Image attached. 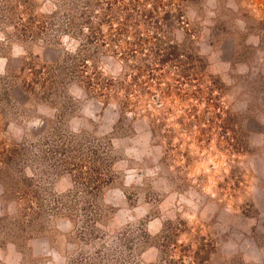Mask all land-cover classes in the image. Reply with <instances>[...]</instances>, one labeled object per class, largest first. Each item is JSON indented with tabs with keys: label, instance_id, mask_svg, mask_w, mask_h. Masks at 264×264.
Returning <instances> with one entry per match:
<instances>
[{
	"label": "rangeland",
	"instance_id": "rangeland-1",
	"mask_svg": "<svg viewBox=\"0 0 264 264\" xmlns=\"http://www.w3.org/2000/svg\"><path fill=\"white\" fill-rule=\"evenodd\" d=\"M66 5L0 0V264H264V0H165L190 58L107 98Z\"/></svg>",
	"mask_w": 264,
	"mask_h": 264
},
{
	"label": "trees",
	"instance_id": "trees-1",
	"mask_svg": "<svg viewBox=\"0 0 264 264\" xmlns=\"http://www.w3.org/2000/svg\"><path fill=\"white\" fill-rule=\"evenodd\" d=\"M66 3L65 24L71 34L77 36L80 45L75 55L78 58L75 72H80L82 67L81 72L86 74L84 82L102 97L113 96L118 88L114 85V90L113 84L104 81L96 66L97 55L120 60L127 68L132 61L133 79L151 63L160 71L167 63L191 56L189 51L181 54L176 45L165 43V28L174 22L186 24L182 8L165 11V0H66ZM158 76L161 77V73ZM119 85L129 95V87ZM129 103L126 96L121 107L130 106Z\"/></svg>",
	"mask_w": 264,
	"mask_h": 264
},
{
	"label": "water",
	"instance_id": "water-1",
	"mask_svg": "<svg viewBox=\"0 0 264 264\" xmlns=\"http://www.w3.org/2000/svg\"><path fill=\"white\" fill-rule=\"evenodd\" d=\"M155 97H153V99H154Z\"/></svg>",
	"mask_w": 264,
	"mask_h": 264
}]
</instances>
